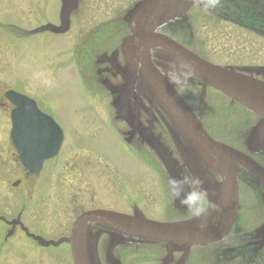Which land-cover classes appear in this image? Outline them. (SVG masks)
I'll return each instance as SVG.
<instances>
[{
  "label": "rangeland",
  "instance_id": "374dc122",
  "mask_svg": "<svg viewBox=\"0 0 264 264\" xmlns=\"http://www.w3.org/2000/svg\"><path fill=\"white\" fill-rule=\"evenodd\" d=\"M136 1L81 0L79 11L74 14L70 30L65 35L45 32L14 38V34H7L6 31L5 35L2 34L0 28V77L12 76L14 72L17 77L28 76L29 73L35 88L36 82L45 88L43 96L56 112L64 114L66 111L67 114L75 105L83 108L75 118L78 121L77 129L70 130L62 155V158L65 155L67 163H82L83 168L79 173L64 174L60 166L55 167L54 171L50 169L44 180L40 179L31 201L27 202L23 197V204L21 189L15 191L14 188L0 186V215L12 218L22 211L23 223L44 238L57 239L67 235L80 212L97 206L128 212L137 205L146 215L156 218L161 213L164 204L158 178L122 141L115 128L118 127L116 122L104 126L94 116L96 109L110 120L111 96L92 80L84 79L87 91L83 92L84 86L73 68L74 64L79 65L78 53L85 50L80 47V41L95 30L104 31L114 26ZM59 6V0H0V19H10L23 27L35 28L46 23H57ZM202 9L194 6L189 12L194 37L190 35L187 38L201 52L216 62L224 58L227 63L264 61V39L243 28L221 22ZM119 34L120 37L124 35L122 31ZM251 46L253 48H249ZM6 80L9 81L8 78ZM222 101L225 107H221ZM206 102L220 111L201 112L200 117L210 121L213 131L222 137L237 135L236 132L241 131L230 138L235 143H241L238 136L250 130L254 118H250V125L227 127L230 122L238 125L244 120L242 111L234 105L230 106L227 99H221L213 92H207ZM62 158L58 161L59 165ZM42 193L48 195L45 203L41 202ZM169 204L168 201V214L171 209ZM182 207L178 204V209H173L168 219H179L186 210L185 207L182 210ZM6 232L7 227L0 223V264H72L66 244L40 247L19 229L8 240L4 239ZM232 238L233 234L226 241H232ZM108 243L103 237L99 240V257L103 263L107 258L105 249ZM126 250L117 252L124 256L114 254L120 264H160L165 255L161 243H130ZM179 257L180 253L175 252L174 261ZM188 260L187 264H204L202 255H194L193 252Z\"/></svg>",
  "mask_w": 264,
  "mask_h": 264
},
{
  "label": "water",
  "instance_id": "95a60500",
  "mask_svg": "<svg viewBox=\"0 0 264 264\" xmlns=\"http://www.w3.org/2000/svg\"><path fill=\"white\" fill-rule=\"evenodd\" d=\"M60 1V25H46L41 29L55 33H64L68 30L70 16L77 9L79 0ZM195 4L205 6L206 0H140L128 9L124 18L131 35L122 42L127 64L125 70H119L124 83L116 86L106 81L105 84L113 95L112 105L116 110L117 119L129 121L127 109L131 102L139 109L144 105L142 101H145L149 108L157 112L183 164L177 167L158 138L151 135L145 141L161 158L170 177L180 179L181 169H187L200 180L204 179L206 187L203 188L205 190L208 188L209 201L217 206L218 210L210 207L199 218L176 222L147 219L138 209H134L132 215L107 210H90L75 219L68 236L56 241L30 233L18 216L8 222L11 229L7 232L6 238L11 236L16 225H19L26 236L40 246L69 244L73 264H102L97 244L100 236L108 233L112 236L106 253L109 264H119L112 251L116 245L125 241L163 242L167 250L163 264H169L173 251L183 253L178 264H184L192 245L215 243L227 234L237 210V178L241 175L252 177L264 187V167L250 156L264 151V83L211 64L160 33L162 29L177 23L185 24L186 14ZM153 50L159 51L155 59L152 58ZM180 60L195 68L196 79H200L204 86L209 85L223 92L232 101L260 116L258 123L245 137L247 152L212 140L195 113L177 94L168 81L167 72L171 64L178 65ZM137 117L138 115L134 118L135 122ZM136 130L137 128L133 127L127 141H132ZM23 163L26 165L25 160ZM206 169L218 174L221 182H213L211 174L205 175ZM213 218L214 224L211 223ZM200 224H204L205 227H199ZM261 230L264 232V225Z\"/></svg>",
  "mask_w": 264,
  "mask_h": 264
},
{
  "label": "flooded vegetation",
  "instance_id": "af4514ba",
  "mask_svg": "<svg viewBox=\"0 0 264 264\" xmlns=\"http://www.w3.org/2000/svg\"><path fill=\"white\" fill-rule=\"evenodd\" d=\"M255 1L256 8L254 9L250 6V15L247 11L249 12V4H252L251 0H222L221 6L214 9L210 8L207 12L218 16L221 22L229 23L240 29L243 28L256 37L264 39V0ZM242 11L246 13V17L242 16ZM190 18H188L189 24L186 26V29L188 30V37H190V35L194 37V27L192 25V19ZM1 27L2 32H0L2 34L5 35L6 32L7 34H14L15 36H12L14 38H17V36L29 37L22 36V31L19 29L28 30L32 28V26L23 27L10 19H0V28ZM179 28L182 27L176 26L172 30L171 28L168 30L164 29L163 32L171 35L187 49L193 51L209 62L232 67L236 71L254 77L256 80L264 83V61H259L260 63H227L224 58L221 59V62H216L201 52L196 47V44L189 41L186 36V39H184L183 36H181V38L178 37L180 34L185 35L183 31L176 33ZM121 31L124 35L120 37L121 34L119 33ZM92 33L88 34L85 40L80 41V47L85 50L83 53L79 52L77 57L80 70L78 76L80 77L81 83L84 85V91H87L85 80L97 82L103 88H105L104 81L107 79L113 84H121L122 81L117 74L116 69L118 67H124L125 64L119 50L122 38L128 34L125 22L120 21L116 25L104 29V31L95 30ZM249 48H253V46ZM95 49H100V51L93 52L92 50ZM115 50V55H111ZM253 54L255 57V51ZM101 55L105 56L103 57ZM30 77L31 75L29 73L28 76L17 77L15 72L12 76L6 77L9 81H7L6 78L0 77V186H8L14 188L15 191L21 189L20 195L22 196V204L25 202V198L27 202L31 201L34 192L38 190L37 185L40 179L44 180V176L50 169H53L54 171L55 167L60 166L62 167L61 170L64 174H76L83 168L80 161L67 163L65 155L62 158L65 149V142L68 139V135L71 134L70 130L72 128L75 130L77 129L78 121L75 120V118H77L76 116L82 112L83 108L75 105L67 114H65L66 111L64 114L59 113L58 111L56 112L43 96V89L45 88H43L38 82H36L38 88H35V84H32L33 81H30V79H32ZM190 83L191 88L187 90L184 95H181V97L195 113L200 114L201 112L205 113L212 110H214V112L220 111L219 108L215 110V108H217L216 106L207 104L208 102H206L207 92H213L215 95H219L221 99H227L230 106L234 105L235 108L240 109L243 113L244 120H242L240 124L235 125L233 122H230L227 127H244L247 126V123L250 125L252 122V119L250 118H254L255 120L253 121L252 126L257 122V115L252 114L238 104L231 102L222 93L206 87L202 96V83L199 80H193ZM13 92L18 95L13 94ZM225 106V102L222 101L221 107ZM136 112H138L139 122L134 121ZM94 116L95 118H98L100 123L104 126L112 125V122H116L118 127L115 128L121 134H123L129 127L125 122L116 121L113 108L109 112L110 120L101 111L96 109ZM245 116L249 118L245 119ZM127 118L129 119L130 126L137 128L136 133L133 136V147L141 152L140 155L142 159L145 160L152 157L156 161L153 172L163 183H165V191L167 193L166 201L170 202V207L172 206L169 211V214L171 215L173 209L177 210V208L167 190L169 175L163 167L162 162L150 154L153 152L149 150L145 140L151 135L158 137L159 141L168 149V151H171L172 158L181 163L179 156L172 145L166 129L159 120L158 115L146 105L137 110L132 103L127 109ZM200 119L203 127L209 135L214 139L221 141V137L215 136L211 122H208L207 119L204 120V117ZM150 123L151 125H149ZM56 143L58 144L56 155L43 160L42 158H44L45 154H49ZM22 158L31 161H43L40 165V169L35 172L34 169L36 168V165L31 163V168L27 169L21 162ZM61 158L62 162L59 165L58 161ZM187 173L189 172L184 171L182 175H186ZM193 187L195 188V186ZM260 187L258 183L257 189H259L260 193V195H258L254 192L252 187L245 184L240 185L238 181L239 209L237 211L232 231L226 238L229 240L230 235L233 234L232 242L234 241L235 243L230 246V249L232 250H225L224 247L227 245V242L222 244L220 241V243L216 244L218 247L214 249H211V246H193L190 250V254L193 252L194 255H202V263L205 264H212V260H215L216 264H264V233L257 231L264 223V191L261 189L262 187ZM47 199V193H42L41 202L45 203ZM161 208L159 218H154H168L169 214L166 213L164 205ZM184 214H189V212L186 210ZM3 223L7 228L9 227L5 222ZM16 229H19V227L17 226ZM256 231L258 233H256ZM249 235H251L249 238L244 237ZM103 238L109 242L108 235ZM129 244L130 243H124L119 245L114 249V254L120 256V253L129 248ZM243 244L245 246L241 248L240 246ZM198 248L199 250H196ZM216 250H219L217 254L215 253ZM118 251L120 252L119 254H117ZM227 251L234 252V257L232 258L229 253H227L229 255L228 259L224 257ZM211 253H215V255L211 257ZM205 256H208V259ZM177 261L178 260L174 261L173 257L171 264H176Z\"/></svg>",
  "mask_w": 264,
  "mask_h": 264
},
{
  "label": "clouds",
  "instance_id": "9594fccd",
  "mask_svg": "<svg viewBox=\"0 0 264 264\" xmlns=\"http://www.w3.org/2000/svg\"><path fill=\"white\" fill-rule=\"evenodd\" d=\"M221 4L222 0H206V4L202 10L207 12L210 8H217ZM167 75L169 82L174 85L178 95H184L191 88L190 82L197 78L195 68L183 60H180L178 65L176 63L171 64ZM181 184L185 185L186 188L182 189ZM167 190L174 202L179 201L180 205L185 206L190 214V218L201 217L210 207L218 210L217 206L211 204L209 201L207 191L203 189L200 178L192 175L190 172L182 175L180 179L170 177ZM198 226L201 228L205 227L204 224Z\"/></svg>",
  "mask_w": 264,
  "mask_h": 264
},
{
  "label": "trees",
  "instance_id": "16d2710c",
  "mask_svg": "<svg viewBox=\"0 0 264 264\" xmlns=\"http://www.w3.org/2000/svg\"><path fill=\"white\" fill-rule=\"evenodd\" d=\"M226 137L224 138L225 140H229V138H230V135L229 134H227V135H225Z\"/></svg>",
  "mask_w": 264,
  "mask_h": 264
}]
</instances>
